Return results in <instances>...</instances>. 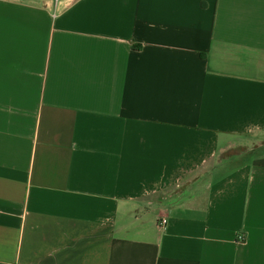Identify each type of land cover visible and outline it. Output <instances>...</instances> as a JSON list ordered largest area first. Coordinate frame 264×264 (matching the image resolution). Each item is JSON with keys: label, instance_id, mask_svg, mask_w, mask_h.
I'll use <instances>...</instances> for the list:
<instances>
[{"label": "crops", "instance_id": "0c3cea01", "mask_svg": "<svg viewBox=\"0 0 264 264\" xmlns=\"http://www.w3.org/2000/svg\"><path fill=\"white\" fill-rule=\"evenodd\" d=\"M0 264H264V0H0Z\"/></svg>", "mask_w": 264, "mask_h": 264}, {"label": "built area", "instance_id": "2783aa9c", "mask_svg": "<svg viewBox=\"0 0 264 264\" xmlns=\"http://www.w3.org/2000/svg\"><path fill=\"white\" fill-rule=\"evenodd\" d=\"M166 223H167L166 219H161V220L158 222L157 226H158L159 229L162 230V229L165 228Z\"/></svg>", "mask_w": 264, "mask_h": 264}, {"label": "rangeland", "instance_id": "374dc122", "mask_svg": "<svg viewBox=\"0 0 264 264\" xmlns=\"http://www.w3.org/2000/svg\"><path fill=\"white\" fill-rule=\"evenodd\" d=\"M261 151H257V153H260Z\"/></svg>", "mask_w": 264, "mask_h": 264}]
</instances>
